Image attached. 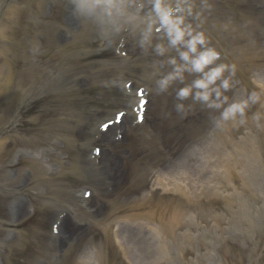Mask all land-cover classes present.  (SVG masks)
Listing matches in <instances>:
<instances>
[{"label": "clouds", "instance_id": "9594fccd", "mask_svg": "<svg viewBox=\"0 0 264 264\" xmlns=\"http://www.w3.org/2000/svg\"><path fill=\"white\" fill-rule=\"evenodd\" d=\"M133 5L131 2H128V0H81L80 7L82 9H86L89 12H92L94 10H101L102 13L108 17H127L126 22H131L135 19V16H128L126 12V8H131ZM153 7L154 10L159 14V23H161L167 30V35L171 40L172 45H177L183 40L184 33L177 27V21H174L167 13L166 9L162 5V0H153ZM156 20L152 21V24L156 23ZM119 30V29H117ZM151 33V24L149 25L148 31L144 33L143 40L141 41V44L147 43L149 40V34ZM202 42V41H201ZM157 50L160 52H163L164 49L160 46H157ZM191 51L194 53L196 51L193 45L191 46ZM182 58L184 60H189V54L188 53H182ZM216 59L215 54L213 53H207L205 55L199 56L197 59L193 60V70L196 72H203L205 67L208 66L213 62V60ZM171 63L175 64V60L171 61ZM224 71L223 67L215 68L210 70L207 74H205L204 78L201 80L195 81L194 85L192 87L196 89H202L203 91H197L196 92V99L202 100L205 102H209L208 106L210 108H217L220 109L224 106V104H227L228 98L224 97L223 100H221V92L219 88H212L211 85L215 84L218 79H221L222 73ZM179 72V70H178ZM173 77L169 76L166 80L162 81V86L167 85L170 80H172ZM255 83V81H254ZM262 90H264V84L257 85ZM221 87H223L225 90H228L229 83L227 80H222ZM192 88H186L181 91L180 96L181 97H187L191 93ZM212 93H215L216 100L210 101V97ZM252 99L255 101L257 97L253 96ZM248 107V103L240 102V103H234L229 105L227 108H224V110L220 114V120L228 121L230 119H235L237 114H239L241 117L245 114V109ZM259 116L254 117V119H259ZM243 122V119H241V123Z\"/></svg>", "mask_w": 264, "mask_h": 264}, {"label": "bare ground", "instance_id": "6f19581e", "mask_svg": "<svg viewBox=\"0 0 264 264\" xmlns=\"http://www.w3.org/2000/svg\"><path fill=\"white\" fill-rule=\"evenodd\" d=\"M126 233H127V235L130 237L129 232L126 231ZM129 240H130V239H129ZM129 240H127L125 237H123V241L130 245V242H128ZM133 243H134V245L136 246L139 242L133 240ZM145 247L147 248L148 246L146 245ZM130 249H132V247H130Z\"/></svg>", "mask_w": 264, "mask_h": 264}, {"label": "rangeland", "instance_id": "374dc122", "mask_svg": "<svg viewBox=\"0 0 264 264\" xmlns=\"http://www.w3.org/2000/svg\"><path fill=\"white\" fill-rule=\"evenodd\" d=\"M86 237H87V234L85 235V238H86ZM80 241H81V240H80ZM80 241H79V242H80ZM84 243H85V241L82 242V244H84ZM55 264H59V259H57V260L55 261Z\"/></svg>", "mask_w": 264, "mask_h": 264}]
</instances>
